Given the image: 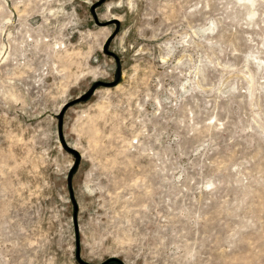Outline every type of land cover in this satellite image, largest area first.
I'll list each match as a JSON object with an SVG mask.
<instances>
[{"label": "rangeland", "instance_id": "obj_1", "mask_svg": "<svg viewBox=\"0 0 264 264\" xmlns=\"http://www.w3.org/2000/svg\"><path fill=\"white\" fill-rule=\"evenodd\" d=\"M77 253L264 264V0H0V264Z\"/></svg>", "mask_w": 264, "mask_h": 264}, {"label": "water", "instance_id": "obj_2", "mask_svg": "<svg viewBox=\"0 0 264 264\" xmlns=\"http://www.w3.org/2000/svg\"><path fill=\"white\" fill-rule=\"evenodd\" d=\"M120 77H121V68H120V63L119 61L117 60V66H116V70H115V75H114V78L113 80H97L95 81L87 91H85L84 93H82L81 95L77 96L75 98V100H81V99H86L94 90L95 88L100 85V84H104V85H114L116 84L119 80H120ZM72 151L73 153H75L77 159L79 158V153L78 151L75 149V148H72ZM76 258L77 260L82 263V264H101V263H91V262H88V261H85L83 260L79 254L77 253L76 254Z\"/></svg>", "mask_w": 264, "mask_h": 264}]
</instances>
